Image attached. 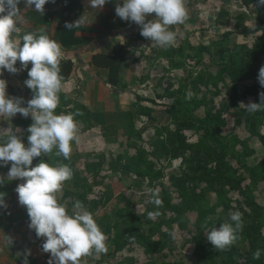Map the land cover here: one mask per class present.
I'll return each instance as SVG.
<instances>
[{"label": "trees", "instance_id": "obj_1", "mask_svg": "<svg viewBox=\"0 0 264 264\" xmlns=\"http://www.w3.org/2000/svg\"><path fill=\"white\" fill-rule=\"evenodd\" d=\"M56 0H49L54 2ZM240 6L248 8L250 6L256 7L261 15L254 21V28L248 30L244 25V21L248 19L245 13L241 12L236 17V27L240 30L244 37L250 34H259L250 46L246 44H233L230 50H226L223 45L225 40L215 43L216 48H219L215 52L218 56L217 70L215 74L206 73L199 74L193 81H190V91L195 95L191 100H187L186 87L179 85L178 88H173V82L167 80H158L156 87L161 88V92L156 94L158 100L172 99L171 106L167 109V118L170 126L167 123L164 125L156 124L159 122L155 116V109L149 106H143L142 103H148L151 105H157L153 98L134 96V104L131 105L129 110H116V111H104V110H91L88 106L83 105L80 102L72 101L62 91L59 93V105L56 109V114H69L76 113L77 111L83 113L80 116H74V119L83 125V128L91 129L97 128L103 138V142L107 145H118L119 147H133L135 149L134 155H129L126 151L124 154L117 155L116 158L108 163V171L112 175L128 176L135 175L144 177L148 180V188H153L152 183L162 180L164 178L161 168H156L160 162H172L179 160L178 173L170 174L168 181L171 186L170 192L161 191L159 194L160 199L163 201V206L157 208L154 204L151 205L148 210L143 212L140 216L132 217L129 212H123L119 209L115 212L114 227L117 234L111 239V244L114 245L113 251L121 250L124 245L123 235L126 238L129 237L132 241L144 243L150 242L144 252L149 255L153 245L158 243L152 242V235L157 232L158 228H161L164 224L179 223L178 216L187 211L198 212V221L205 220L210 214H213L215 208L222 204H226V196L230 192H237L245 196V203L247 209L250 212L252 219L247 222H243V230L238 233L239 237L247 243V256L238 253L239 250L231 247L227 251H217L213 245L203 237V232H200L196 237L192 238L194 242V249L191 254L196 263L202 262V264H218L217 257H222V264H264V209L258 207L252 198L247 197L243 182L246 178L243 175L247 173V178L251 183L258 184L264 181V158L259 160L253 166H246L244 164V157L253 156V149H249L247 142H238L240 149H235L236 140L231 144H224L219 140V132L225 125L224 115L227 111H232L233 116L240 117L247 127V131L251 136H255L259 143L264 148V111L249 114L246 108L240 107L239 102L244 101L247 98H253L254 102L260 103V94L264 92V86H261L258 81L259 69L264 66V5L258 4V0H235ZM45 5V10L47 9ZM43 15L35 10L31 11L32 14L29 18L35 20L41 17H47L48 13ZM223 12V11H221ZM220 12V14H221ZM222 24V22H217ZM75 29L68 30L65 25L61 28L59 33L58 42L62 47V50H69L76 44L77 40L72 37ZM33 32V31H28ZM38 33V32H37ZM207 51V49L199 48V51ZM157 58L163 60H169L171 68H181V62L175 60L171 62L173 55H180L178 50L172 49L167 51L166 49L154 52ZM125 61L124 49L120 45H115L113 48V54L105 56L104 65L108 67L105 83L112 89L117 91L125 90L129 86L124 76L120 73V65ZM72 64L69 60H61L60 74L63 76V83L66 82L71 73ZM142 79L141 81H143ZM217 82H223L227 87V94L229 99V105L222 103L218 107L213 106V102H207L203 96L198 98L200 86L204 89H208L209 86H214V91H211V96L219 94L216 84ZM197 83V84H196ZM216 107V108H215ZM198 109H202L203 115L199 116L196 113ZM140 118H144L147 122L152 123V128L155 130L153 137L150 140L151 151L146 152L143 148L138 147L137 143L120 142L119 137H124L125 141H130L134 136L140 137L145 127L140 130L136 128V122L140 121ZM33 123L30 118L23 116H17L14 119V127L11 132L15 133V129H19L20 133L16 134L18 138L28 146L27 128ZM146 123V122H145ZM239 123V121L237 122ZM144 124V123H143ZM161 125V126H160ZM261 126L262 132H257L256 129ZM186 131L198 133L199 137L195 142L189 141L185 135ZM4 142H0L2 144ZM92 157L91 161H84L82 165L83 171L91 178H98L101 167L104 164L103 156L87 154ZM236 160L240 163L237 168L229 163V160ZM38 159L44 160L55 166L59 161L67 164L73 171V178L64 183V186L68 190H64V194L59 200L61 204H69L72 198H69V188H80V185H84L87 178L83 177L81 166H79V154L71 153L69 160H64L62 157H55L54 154L50 157H37L33 161ZM156 162V163H155ZM159 162V163H158ZM241 170V172H239ZM116 181H121L119 178L114 177ZM2 183H0L1 186ZM161 188V183L159 184ZM85 194V190H81V195ZM107 195V194H105ZM104 195V196H105ZM173 195V196H172ZM176 196L179 199V204L173 203V198ZM212 196L214 201L213 206L209 207L207 200ZM68 199V200H67ZM95 203V202H94ZM26 210V207L22 206L18 211L21 213ZM150 211H159L161 214L156 217L155 220H151L147 217V213ZM245 217L248 212L242 208H238ZM172 215L166 217V213ZM9 215V221L17 220L16 217ZM26 218H29L27 215ZM11 216V217H10ZM126 217L121 225L125 227V233L122 234L121 225L116 222L118 217ZM221 218L214 214L212 219L208 220L209 227H219ZM148 225V231L141 232L143 225ZM109 229V228H108ZM261 250L260 259H253V253L257 250ZM28 250H23L20 261L25 264V257L27 264H35L34 259L27 256ZM95 256V255H93ZM86 262L81 264H87ZM225 258V259H224ZM145 264H149L148 260ZM172 264H178L172 263Z\"/></svg>", "mask_w": 264, "mask_h": 264}, {"label": "rangeland", "instance_id": "obj_2", "mask_svg": "<svg viewBox=\"0 0 264 264\" xmlns=\"http://www.w3.org/2000/svg\"><path fill=\"white\" fill-rule=\"evenodd\" d=\"M186 8L188 11V19L184 24H177L170 28L171 31L176 33V42L174 46L168 47L166 50H178V55H173L171 57V62L175 60L181 62V68H171L169 60H163L157 58L154 52H158L163 48L155 45L152 41L144 38L140 32V26L136 25L133 22H129L128 26L130 29H133V52L127 59L125 65H123L121 72L125 74L124 80L129 85L126 87V93L117 94L116 98L113 93L109 94L105 91V103L103 106H110L112 109V102L108 101L111 98H115V106H119L122 111L129 110L131 105L134 104V96H141L143 98L149 97L153 98L157 105H151L148 103H142L143 106L153 107L155 109V116L158 118L159 122L156 124L164 125L167 123V126L170 124L167 122V109L171 106L172 99L158 100L156 94L161 92V88H157L156 84L158 80H167L173 82V88H178L179 85L186 87L187 91H190V81L195 82V78L199 74L211 73L215 74L218 64V56L215 52L219 48H216L215 43L223 41V47L226 50H230L233 47V44H246L250 46L253 41L258 37L259 34H250L247 37H244L238 27H236V17L241 12L245 13L248 19L243 23L248 30L254 28V21L261 15V12L257 10L256 7L250 6L245 8L240 6V4L235 0H186ZM223 11V12H221ZM221 12V14H220ZM154 14H150L146 20L154 19ZM217 22H222L218 24ZM19 27V26H17ZM35 32V31H33ZM28 33L25 28H18V31L13 34V39L17 43H22V36ZM201 46L207 51H199ZM165 49V48H164ZM219 51V50H218ZM16 67L20 71L16 74L9 73L7 70H3L0 74V79H4L7 82V95L8 97L23 98L24 103L21 106H27V101L30 100L33 96L32 91L27 88L24 81L28 79V70L31 68L29 64L28 69H22L20 62L17 61ZM144 79L143 81H141ZM197 84V83H196ZM217 90L219 92L216 96H211V91H214V86L211 85L206 90L202 86L199 89L198 98H201L203 94L205 100L210 102L209 99L213 102V106L218 107L222 103L229 105L228 99V90L223 82H217ZM249 101L254 102L253 98H247L244 101H240V107L245 108L244 105H247ZM256 103V102H255ZM244 104V105H241ZM100 104H97L96 107L92 105L95 109L98 108ZM215 107V108H216ZM118 108V107H117ZM118 110V109H116ZM93 111V110H92ZM199 116L203 115L202 109H198L196 113ZM17 116H22L17 113L14 117L5 118L0 117V132L12 131L14 127V119ZM28 118L32 119L31 116ZM237 119L233 116L232 111H227L224 115L225 125L221 128L219 132V140L224 144H231L235 140L236 142H247L249 149H253L254 155L244 157V164L246 166H253L259 160L264 158V148L259 143L258 139L255 136H251L245 127L244 121L240 117L236 116ZM140 121L136 122V128L141 129L146 126V130H143L140 137L134 136L130 141H125L124 137H119L120 142H129L137 143L138 147L143 148L146 152L151 151L150 140L153 137L155 130L152 128V123L147 122L146 119L140 118ZM239 121V123H237ZM146 122V123H145ZM144 123V124H143ZM160 125V126H161ZM257 132H262L261 126H258L256 129ZM16 134L20 133L19 129H15ZM186 137L189 141L195 142L199 134L192 133L190 131L185 132ZM78 137L79 143L75 141L72 142V154H79L78 164L81 166L84 161H91L90 156L87 154H92V156L100 155L103 156L104 164L100 169L98 178H91L88 174L83 172V177L87 178V181L84 182V185H80L78 188H69V198H72V201L68 204L63 203L66 206L69 215L74 214L76 211L74 209V204L78 200L83 204V210L88 211L92 214L94 220L106 235L107 240L106 244L108 247V252L106 254H100L99 256H93L87 258L90 264H145V261L148 260L149 264H202V262L196 263L192 258L191 254L194 249V242L192 238L197 236L200 232H203V237L207 239V232L211 228L207 227L205 229L202 227V224L205 220L198 221V212L187 211L184 214L182 213L178 216L180 220L179 223H174L171 225L164 224L161 228H158L157 232L152 235V242H160L157 245H153L151 248L152 252L147 255L144 252V248L148 246L150 242L137 243L132 241L129 237L126 238L125 227L121 225V222L124 221L126 217H118L116 222L121 225L122 234H124L123 239L124 245L121 250L113 251L114 245L111 244V239L117 231L113 225H115L114 215L119 209L123 212H129V215L133 214L132 217L140 216L151 207L150 194L145 192V186L148 185V180L144 177H139L135 175L128 176H119L112 175L108 171V163L116 158L117 155L124 154L126 151L129 155H134L135 149L133 147H119L118 145H107L103 142V138L97 128L86 129L83 128V125L79 123L78 125ZM0 142H4L3 138H0ZM235 149L239 150L240 146L238 142L235 144ZM230 159V158H229ZM40 161L36 159L33 161V167L38 164ZM156 163V162H155ZM159 163V162H158ZM229 163L233 168H237L240 163H237L236 160H229ZM238 165H237V164ZM179 160H174L172 162L162 161L156 168H161L164 178L162 180L152 183V189H158L159 194L161 191L170 192L171 186L168 181V176L170 174L178 173ZM11 167V162L8 165H0V177L4 178V182L0 186V194H3L4 203L6 207H0V222L3 219H10L8 214L17 216L16 219L20 223H14L12 225L11 231L14 234H18L20 227L29 226L30 220L26 218L23 214L27 215V210L22 213L19 210L22 206L18 201V194L15 191L16 187L23 183V180H7V173ZM241 172V170H239ZM246 178L243 182V187L247 193L248 198H252L255 204L264 209V181L259 182L258 184L251 183L247 178V173L243 174ZM114 177L119 178L121 181H116ZM161 183L162 187H159ZM151 188V187H150ZM64 190H68L63 186L61 192L57 193L58 201L64 194ZM81 190H85V194L81 195ZM107 194V195H105ZM105 195V196H104ZM173 196V195H172ZM174 204H179V199L176 196L172 197ZM68 200V199H67ZM214 199L212 196L207 200L209 207L213 206ZM226 204L218 205L215 208L213 214H210L207 218L212 219L214 214L217 213L220 216V223L231 222L230 215L237 211L238 208H242L246 212L247 205L245 203V196L237 192H230L226 196ZM95 202V203H94ZM153 207V205H152ZM171 213H166V217L171 216ZM10 216V217H11ZM24 216V217H23ZM173 216V215H172ZM209 219V220H210ZM243 222L250 221L252 219L250 212L245 217H242ZM155 220V219H151ZM220 226V225H218ZM109 228V229H108ZM32 230V229H31ZM148 231V225H143L141 232ZM175 231L176 236L173 239L171 232ZM12 233V234H13ZM14 238L17 237L13 235ZM33 240L44 241V238H37L35 231L32 236ZM27 241V236H25ZM19 242V240H18ZM34 243L33 241L31 242ZM30 243V244H31ZM234 251L239 250L238 253L241 255L247 256V243L239 238V240L232 246ZM225 259V258H224ZM86 260V259H85ZM222 257H217L216 261L218 264Z\"/></svg>", "mask_w": 264, "mask_h": 264}, {"label": "clouds", "instance_id": "obj_3", "mask_svg": "<svg viewBox=\"0 0 264 264\" xmlns=\"http://www.w3.org/2000/svg\"><path fill=\"white\" fill-rule=\"evenodd\" d=\"M108 0H90L89 7L102 8ZM21 0H0V74L3 70L16 74L20 62L22 69H28V79L24 81L33 96L27 106H21L23 98L8 97L7 82L0 79V117L12 118L17 113L27 118L31 116L33 123L27 128L28 146L10 131L0 132L4 143L0 144V165L11 167L7 180H23L15 191L21 206L26 207L30 220L29 228L35 231L37 238H44L42 250L50 253L48 264H81L82 259L89 256L106 254L107 237L102 232L91 213L83 210V204L76 201L74 214L69 215L64 204L58 201L57 193L61 192L64 183L73 178L71 167L62 162L55 166L41 160L34 167L33 160L42 155L71 158L72 142L79 143L78 122L74 116L83 115L77 111L69 114H56L59 105V93L63 90V76L60 74V63L63 58L61 45L39 32H28L22 36V43L13 39L18 31L17 24L25 22L18 5ZM48 0H24L26 7L35 6V11L43 15ZM264 5V0H258ZM117 17L131 21L140 26V34L155 45L167 49L174 46L176 33L170 28L184 24L188 19L186 0H123L115 8ZM154 14L155 18L146 20ZM87 23L83 15L73 23H66L68 30L80 28ZM258 81L264 86V66L259 69ZM195 94L186 93L191 100ZM244 105V104H241ZM249 114L264 111V92L260 94V103L249 101L244 105ZM4 178L0 177V183ZM150 194V203L157 208L163 206L159 190L145 186ZM0 207H6L3 194H0ZM161 213L150 211L149 219H155ZM243 214L236 211L230 215L231 222L221 223L207 232V240L217 251L229 250L238 240L243 230ZM206 218L202 227L207 229ZM175 239V231L171 232ZM6 243L11 246L13 240L5 236ZM30 254V253H29ZM261 250L253 253V259H260ZM25 264L27 259L25 257Z\"/></svg>", "mask_w": 264, "mask_h": 264}, {"label": "crops", "instance_id": "obj_4", "mask_svg": "<svg viewBox=\"0 0 264 264\" xmlns=\"http://www.w3.org/2000/svg\"><path fill=\"white\" fill-rule=\"evenodd\" d=\"M89 2L90 0H56L54 2L48 0V18L41 17L32 20L29 16L32 15L30 12L35 10V6L28 8L24 0H21L18 7L26 20L23 24L18 23L17 26L35 32L43 29L44 34L58 42L61 28L66 23H73L84 15L87 23L80 28H74L72 35L77 40L76 44L69 50H62V59L69 60L72 64L71 73L68 80L63 83L62 92L72 101L80 102L90 109L93 108V104L95 107L100 104L98 108L91 110H122L123 108L115 106V98L119 93H126V90L117 91L105 83L108 67L103 64V61L105 56L113 54L115 45H120L124 49L125 58L120 65V73H122V67L131 55L130 51L133 52L131 49L134 46L132 40L134 32L128 27L130 21H124L115 14L117 4H122L123 0H108L102 8L95 9L89 7ZM122 74L125 76L124 73ZM105 91L115 96L114 100L112 98L108 100L114 101L112 109L110 106H103ZM16 221L3 219L0 222V264H24L19 259L25 249L28 250L27 256L34 259L35 264H48L51 257L50 253L42 250L44 241L33 240L34 230H31L29 226L20 227L18 234H14L11 231L12 225L20 223ZM13 235L17 237L14 238ZM5 236L12 238L11 246L6 243ZM25 236H27V241ZM82 260L83 263L86 262L85 258ZM87 264H90L88 260Z\"/></svg>", "mask_w": 264, "mask_h": 264}, {"label": "built area", "instance_id": "obj_5", "mask_svg": "<svg viewBox=\"0 0 264 264\" xmlns=\"http://www.w3.org/2000/svg\"><path fill=\"white\" fill-rule=\"evenodd\" d=\"M45 12L49 13V12H48V8L45 10Z\"/></svg>", "mask_w": 264, "mask_h": 264}]
</instances>
